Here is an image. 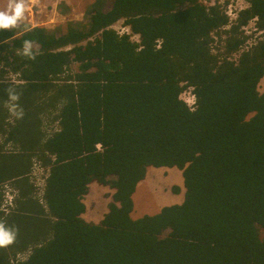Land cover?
Instances as JSON below:
<instances>
[{"label": "trees", "instance_id": "1", "mask_svg": "<svg viewBox=\"0 0 264 264\" xmlns=\"http://www.w3.org/2000/svg\"><path fill=\"white\" fill-rule=\"evenodd\" d=\"M246 1L232 21L201 0H94L63 28L0 31V183L18 190L10 201L0 190V222L16 230L0 264H264V0ZM253 18L260 34L232 58ZM25 40L39 46L34 60L20 54ZM6 87L23 119H6ZM33 159L48 167L43 202ZM172 166L182 200L132 216L147 170ZM93 181L114 189L98 222L82 217Z\"/></svg>", "mask_w": 264, "mask_h": 264}, {"label": "rangeland", "instance_id": "2", "mask_svg": "<svg viewBox=\"0 0 264 264\" xmlns=\"http://www.w3.org/2000/svg\"><path fill=\"white\" fill-rule=\"evenodd\" d=\"M54 0H26V11H25V18L20 22L24 24H28L30 26H43L50 29L56 28L59 26L63 28L64 22L66 20H85L87 17V8L88 6H83L80 0H71L69 4L64 3H53ZM112 0H108L105 4L104 8L107 9ZM205 2V4H214L218 3L221 7L226 10L227 12L230 11L234 12L235 7H241L246 4L245 0H201ZM8 0H0V10L4 9L7 6ZM30 5V6H29ZM63 8V10H61ZM53 12V16L51 14ZM88 16V15H87ZM236 15H230V20L233 19ZM229 20V21H230ZM19 23V24H20ZM122 22H115L114 28L120 31L125 30V27L121 25ZM225 26L224 28H227ZM245 33L248 34V38L245 44H243L239 50L233 52L232 58H235L243 49H246L250 43L254 42V38L260 32L257 31L255 28L254 21H250L246 27H244ZM126 31L131 33V38L137 41V38L133 35L128 27H126ZM214 37L213 43V51L218 52L223 50V41L217 42V35L212 33ZM224 36V34H222ZM85 42V41H83ZM215 46H219L217 49ZM38 44L33 43V48H38ZM2 66V62L0 63V68ZM71 72L75 73L79 70L78 63L73 62L70 65ZM62 76V75H61ZM60 76V77H61ZM6 79L9 82L14 84L17 83H24L21 80L18 73H14L13 71L9 70L6 74ZM9 77V78H8ZM57 82H71V80H63V79H56ZM261 90H264V77L262 78L260 85ZM186 89H189L187 87ZM182 98L186 99L188 102H191L192 95L187 91H182ZM9 103H7L8 106ZM43 114V113H42ZM7 120L9 119L10 122H13V116L7 114ZM57 126L56 121H49L46 129H53ZM3 149L10 150L13 148L11 143L3 144ZM174 167V168H173ZM173 170V171H172ZM47 173V168L44 167L40 161L34 160L30 169L31 174V182L35 185L36 188V195L39 197L40 201H42V194H43V186L42 182L45 178ZM182 174L181 170L175 166L172 167H151L147 170V174L144 179H141L136 185L135 191L133 193L134 199V209L132 211V216H139L143 213H155L157 212L161 206L165 204L180 202L183 198V186H182ZM173 185L181 186V190L178 193L172 191ZM89 189L87 194L84 196L83 201L85 202L86 209L82 213V217L85 220L91 222H98L101 216L107 211V204L110 200V194L113 192L114 189L110 188L108 185H102L95 182L89 183ZM0 190L2 195L5 197H15L17 195L18 190L17 188L10 183V181H6L0 183ZM28 252L22 251L18 252L15 257L22 258ZM11 258H13L11 256Z\"/></svg>", "mask_w": 264, "mask_h": 264}, {"label": "clouds", "instance_id": "3", "mask_svg": "<svg viewBox=\"0 0 264 264\" xmlns=\"http://www.w3.org/2000/svg\"><path fill=\"white\" fill-rule=\"evenodd\" d=\"M201 2H203V1H201ZM203 3L205 4V2H203ZM247 5H248V3L246 1L245 5H243L241 7H235L234 12H231V9L228 12L225 10V12L230 19L231 13L237 16V11L243 7H246ZM25 11H26V0H8L7 6L4 9L0 10V31L15 29L16 27H18L19 23L25 18ZM236 16L231 20L232 21L235 20ZM250 21H254V23H255L254 18H253V20H249V22ZM248 23L242 27L244 33H245L244 27H246L248 25ZM114 26L115 25L113 24L112 27L114 28ZM124 27H125V30H123V31H120L118 29L116 30L115 28L114 29L118 33L127 32L126 27H128V26H124ZM255 28L257 31L259 30V32H261L260 29H258L256 25H255ZM127 33H129V32H127ZM129 34L131 35V33H129ZM133 35L137 36L136 42H139L140 41V35L138 33H133ZM246 35L248 38L249 37L248 34H246ZM246 41H247V39H246ZM159 42H160V40L158 39L157 44ZM20 54L27 57L28 59L34 60L36 58V56L39 54V52L33 51V42L32 41L25 40L23 42L22 52ZM3 91L7 95V99L10 102L8 104V110H9L11 116L15 117L17 120L23 119L24 110L18 103V101L20 99V94L18 92H16L14 89H9L7 87L5 89H3ZM182 91H187L192 95L191 102H188L186 99L182 98V96H181L182 92L180 93V98L183 99L184 102H186L188 106L193 107V104L195 103V96L193 95L192 88L191 87L189 89L184 88ZM46 168H47V173H48V167H46ZM47 173H46V175H47ZM46 175H45V177H46ZM43 185H44V180L42 182V186ZM43 189H44V187H43ZM88 189H89V187H88ZM5 198L7 201H10L12 199L11 197H6V195H5ZM9 207L10 206L7 203H3V205H1V209L5 213H7L9 211ZM85 208H86V206H85ZM15 237H16V230L11 226H6V224L4 222H0V247H4V246H8V245L12 244L15 240ZM27 253L25 254V256L27 255ZM25 256H23L22 258H24Z\"/></svg>", "mask_w": 264, "mask_h": 264}, {"label": "crops", "instance_id": "4", "mask_svg": "<svg viewBox=\"0 0 264 264\" xmlns=\"http://www.w3.org/2000/svg\"><path fill=\"white\" fill-rule=\"evenodd\" d=\"M58 0H54L53 1V3H56ZM71 0H59L58 1V3H64V4H69V2H70ZM94 0H80V2L82 3V7L83 6H88L89 7V5L93 2ZM101 1H103L104 2V6H105V4L107 3V1L108 0H101ZM105 9V8H104ZM51 14H52V16L54 15L53 14V12H51ZM174 168V167H173ZM173 171V170H172ZM93 182H95V181H93ZM92 183V182H91ZM85 203V202H84Z\"/></svg>", "mask_w": 264, "mask_h": 264}, {"label": "bare ground", "instance_id": "5", "mask_svg": "<svg viewBox=\"0 0 264 264\" xmlns=\"http://www.w3.org/2000/svg\"><path fill=\"white\" fill-rule=\"evenodd\" d=\"M15 73V72H14ZM9 78V77H8ZM26 108V107H25ZM8 130V129H7ZM48 136V135H47ZM1 156V155H0ZM104 184V183H103ZM44 206V205H43Z\"/></svg>", "mask_w": 264, "mask_h": 264}, {"label": "built area", "instance_id": "6", "mask_svg": "<svg viewBox=\"0 0 264 264\" xmlns=\"http://www.w3.org/2000/svg\"><path fill=\"white\" fill-rule=\"evenodd\" d=\"M135 36V35H134ZM137 38V36H135Z\"/></svg>", "mask_w": 264, "mask_h": 264}]
</instances>
